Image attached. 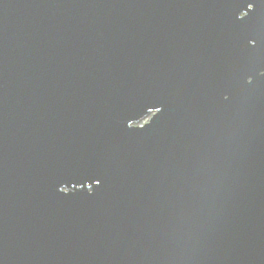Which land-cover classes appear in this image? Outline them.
Segmentation results:
<instances>
[{
	"label": "water",
	"instance_id": "1",
	"mask_svg": "<svg viewBox=\"0 0 264 264\" xmlns=\"http://www.w3.org/2000/svg\"><path fill=\"white\" fill-rule=\"evenodd\" d=\"M248 2L0 0V264H264Z\"/></svg>",
	"mask_w": 264,
	"mask_h": 264
},
{
	"label": "snow or ice",
	"instance_id": "2",
	"mask_svg": "<svg viewBox=\"0 0 264 264\" xmlns=\"http://www.w3.org/2000/svg\"><path fill=\"white\" fill-rule=\"evenodd\" d=\"M261 2L264 3V0H261ZM256 12H257V0H249V2L246 4V7L244 8V10L238 12V14L236 15V20L238 22H243V21H246V20H252V19L255 18V13ZM258 40H260V41H262V43H264V37L256 35V36H253V37L248 39L247 47L251 48V49H254V50H257V51H264V48H261L260 46H258V43H257ZM256 75L259 76V77H264V69H261V70L257 71ZM244 83L246 85H249V86L252 85L253 84V78L251 76H248L245 79ZM223 99L225 101H227L229 99V97L227 95H224ZM154 109H156V111L158 113L163 111L162 106H157ZM151 110H152V108H149V111H151ZM95 183H96L97 186H99L102 183V179H100V178L96 179ZM59 191L63 192L64 188L61 187L59 189ZM64 194L66 195L67 193H64ZM89 195H91V192H89Z\"/></svg>",
	"mask_w": 264,
	"mask_h": 264
},
{
	"label": "rangeland",
	"instance_id": "3",
	"mask_svg": "<svg viewBox=\"0 0 264 264\" xmlns=\"http://www.w3.org/2000/svg\"><path fill=\"white\" fill-rule=\"evenodd\" d=\"M146 122V120L145 121H143V123H145Z\"/></svg>",
	"mask_w": 264,
	"mask_h": 264
}]
</instances>
